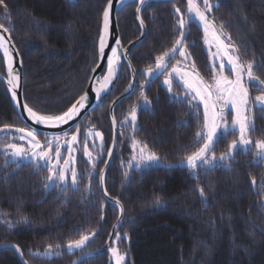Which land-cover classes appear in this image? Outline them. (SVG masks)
I'll return each mask as SVG.
<instances>
[{
	"label": "trees",
	"instance_id": "trees-1",
	"mask_svg": "<svg viewBox=\"0 0 264 264\" xmlns=\"http://www.w3.org/2000/svg\"><path fill=\"white\" fill-rule=\"evenodd\" d=\"M11 23H5L21 56L24 67V100L48 112L67 109L85 91L98 61V39L102 12L107 0H5ZM209 17L217 28L230 35L240 46L242 59L264 64V0H210ZM186 10V0H153L142 10L147 32L142 43L130 53L136 70V89L115 110L118 125L117 149L107 171L105 188L110 197L124 208V220L118 228L126 264H264V160L254 149L240 152L235 161L224 166L201 167L190 171L179 165L183 157L195 150V133L203 125L201 109L173 100H183L182 87L168 93L161 76L155 82L140 84L144 68L155 56L172 46L177 36L174 6ZM137 2L123 6L117 14L123 47L137 39L141 30L136 20ZM0 7V23L5 22ZM186 36L187 51L205 79L209 78V56L203 32L195 23ZM264 79V67H256ZM0 73L5 75V59L0 50ZM130 73L123 66L112 91L101 104L79 123L81 138L94 125L103 136V150H93L95 171L89 180L82 179L78 190L67 185L48 184L47 168L37 170L33 163L5 166L0 153V244L18 245L29 264H70L79 255L101 247L117 220L118 209L108 203L100 190L98 173L102 170L112 140L109 107L129 85ZM151 104L144 106L140 92ZM259 92L250 91L255 97ZM138 105L137 131L123 124L131 106ZM253 140L264 139V113L253 110ZM25 126L15 112L9 94L0 80V127ZM73 131V130H72ZM12 131L0 132V144ZM156 152L161 165L135 168L127 165L131 137ZM45 137L40 134L41 141ZM235 138L229 134L216 147L219 156ZM16 142V141H15ZM76 170L87 177L92 170L82 151L77 152ZM127 172V175L125 173ZM252 177L256 184H252ZM46 185H48L46 187ZM203 187L206 198L199 195ZM159 198V203H157ZM27 217L28 223L17 222ZM9 221L11 224L9 225ZM96 235L83 250L69 254L63 246L80 234ZM125 234L126 237H125ZM115 240V237H114ZM113 240V243H114ZM62 244L57 256L43 253L49 244ZM113 243L111 246H113ZM0 264H22L9 248L0 250ZM81 264H113L108 251L88 258Z\"/></svg>",
	"mask_w": 264,
	"mask_h": 264
},
{
	"label": "snow or ice",
	"instance_id": "snow-or-ice-1",
	"mask_svg": "<svg viewBox=\"0 0 264 264\" xmlns=\"http://www.w3.org/2000/svg\"><path fill=\"white\" fill-rule=\"evenodd\" d=\"M120 5L125 0H118ZM149 0H138L140 6L136 7L137 19L140 21V27H144V20L140 17L142 8L148 4ZM177 15V36L174 38L172 46L161 51L155 56L154 62L148 64L141 75L145 77L140 88L143 89L146 84H150L163 77V85L168 93H173L174 87H182L184 89V99L181 100L173 95V100L179 103L187 102L190 107L199 109L203 105V125L195 133V150L183 157L182 163L189 169L196 170L206 167V170L224 166L226 161H235V157L240 152L248 154L252 151L253 140L251 131L254 129V123L250 120L249 112L252 108L259 109L264 113V79H261L254 70L256 67H264V64L257 66L254 60L242 59L240 46L231 42L230 35L223 31V25L217 29L214 20L208 16L212 11L210 0H186V10L176 7ZM0 7H3L5 22L0 23V50L3 51V57L7 65V88L11 92L12 99L17 100V90L20 88V72L14 67L13 51L8 46L4 33H10V29L5 27V23H11L8 17L11 16L9 6L5 0H0ZM115 5L114 0H107L102 12V34L99 37V55L102 60L105 59V48L108 46L109 29L111 22V14ZM195 23L197 27H202L205 43L209 45L210 65H207L209 78L201 74L197 64L192 59V54L187 51L188 44L186 36L190 34V26ZM143 34V33H142ZM211 36V41L208 37ZM223 37V39H222ZM10 39V37H9ZM227 41V42H226ZM115 46L110 47V55L106 58L107 74L103 77V82L99 88L95 90V99L97 102L101 99L102 92L109 89L113 79L117 75V70L121 59L128 61V67L131 68L129 59L130 49H125L121 45V41L116 39ZM215 51H212V48ZM14 48V45L12 46ZM18 54V53H17ZM179 56L182 59H177ZM174 61V63H173ZM95 69H93L94 71ZM135 76L136 70L132 69ZM227 72V74H225ZM99 83V81H97ZM132 88V84L128 85V89ZM126 89L125 91H128ZM250 89L259 92L258 95L252 97ZM140 99L145 107L151 104L149 98L142 90ZM196 102V103H194ZM89 103V94L84 92L75 100L66 110L59 113L48 112L40 107L32 106L28 102H17V107L21 109V115L27 114V120L34 125H42L46 128H60L62 125H68L70 121L75 120L81 109ZM115 103V102H113ZM137 110L138 105L131 106L127 116H125L123 124H129L133 133L137 131ZM229 120L231 123H229ZM113 126L116 125V118L113 115ZM73 131L62 130L60 135L45 137L43 142L38 138L39 132L31 126H13L3 125L0 132L12 131L19 134L12 136L6 143L0 144V153L5 159V166L9 163H15L17 167L24 161L33 163L37 170L41 167L47 168L49 175L46 179L51 186H55L56 182L67 185L70 183L74 190H78V184L82 179L87 178L89 185L87 190H91V173L95 171L96 159L92 151L89 150V137H98L101 141L100 151L103 150V136L100 131H94V125L87 129L81 138V129L79 124L71 125ZM229 134L233 135L231 142L227 146V150L222 152L219 157L216 155V147L222 138ZM22 141L23 144L15 141ZM63 140V144L61 141ZM83 145L82 151L88 157V163L92 165V170L87 177L82 176L75 168V157L73 152L77 151L76 145ZM95 147V144H93ZM256 149L255 155L258 159L264 160V139H258L254 142ZM65 149L68 153L67 158L64 157L61 149ZM131 148L133 150L132 161L135 166L140 168L143 165L149 168L158 165L160 162L159 155L148 149V145L138 140L135 135L131 137ZM111 155V151L108 152ZM43 162V163H41ZM132 167V162H129ZM127 175V172L125 173ZM98 178L103 185L105 177L103 170L98 173ZM252 184H256V178L252 177ZM48 185H46L47 187ZM199 195L206 198L203 187L198 189ZM108 195L107 191L104 192ZM120 203L119 200L116 201ZM159 203V198H157ZM121 213L123 206H121ZM28 223L27 217H21L20 221ZM9 225L11 221L8 222ZM115 228V226H114ZM96 235V231L92 230L89 234H80L79 239H69L63 247L69 254H75V250H83L86 243L92 236ZM127 234H125L126 237ZM114 242L121 240L119 232L114 234ZM16 252L23 256L18 245H13ZM62 250V244H49L43 253H33L36 256L51 257L54 253L58 256ZM110 252L114 264H125L126 252H122L117 246H110ZM27 264V262H23ZM73 264H76L73 261Z\"/></svg>",
	"mask_w": 264,
	"mask_h": 264
},
{
	"label": "water",
	"instance_id": "water-1",
	"mask_svg": "<svg viewBox=\"0 0 264 264\" xmlns=\"http://www.w3.org/2000/svg\"><path fill=\"white\" fill-rule=\"evenodd\" d=\"M132 1H136L137 2V7L140 6L139 3H138V0H125V3L123 5H120L118 0H114L115 7H114L113 12L111 14V22H110L109 37H108V46L105 48V59L102 60L100 58V55H99V39H98V61H97V65L95 66V68H94L95 70L92 72V74H91V76L89 78L87 87H86V89L84 91V92H87L89 94V103H87L85 105V107L83 109H81L80 115L75 120L70 121L68 125H62L60 128H46V127H44L42 125H34L30 120H27V114L26 113H23V115H21V109L17 107V102L18 101L20 103L25 102V100H24V67H23L21 56H20V54H19V52H18V50H17V48H16V46H15L13 40H12L10 34L9 33H4L3 34L5 36V39L8 41V46L13 51L14 67L21 74L20 88L17 90V100H13L12 99L11 92L8 91V88H7V81H6L7 65H6V60H5V75H2L0 73V80L3 82L7 92L9 94V98H10L11 104H12L15 112L17 113V115L21 119V121L24 123L25 126H31L33 128H36L40 134L53 136V135H60L62 130H66V131L73 130L71 128V125H75V124L81 123L84 120V118L90 112L94 111L101 104L103 99L112 91L113 87L115 86V84H116V82H117V80H118V78H119V76L121 74L123 66L126 65L128 71L130 73V83L132 84V88L128 89V86H127L126 89H128V91H125L126 90L125 89L116 99L113 100V102H115V103L112 102L110 107H109V119H110V123H111V126H112V141H111V145H110V148H109V150L111 151V155L107 154V158H106L105 164H104V166L102 168L105 179H106L107 171H108V169H109V167L111 165L113 156H114L115 151L117 149L118 125H117V120H116V125L113 126V123H112L113 115L115 116L116 107L127 96H129L131 93H133L135 91V89H136L137 76H136V73H135V76L133 75L132 69H135V68L132 65V63H131L132 67L129 68L127 66L128 65V61L121 59L119 67H118V70H117L116 77L113 79L112 84L109 85L108 91L102 92L101 99H100L99 102H97V100L95 99V95H96L95 90H96V88L100 87V84L103 82V77L107 74L106 58H107V56H109L111 54L109 49H110V47H114L115 46L114 41L116 39L120 40V35H119V30H118V23H117V14H118V12L120 11V9L123 6H125L127 3L132 2ZM150 1H153V0H149V2ZM159 1H167V0H159ZM143 8H142V10H143ZM135 15H136L137 23H138V25L140 27V21L137 19V15L138 14H137L136 11H135ZM139 15L142 18V11H141V13H139ZM102 29H103V24H102V21H101L100 35L102 34ZM140 30H141V34H140V36L137 39H135L134 41L130 42L126 47H123V45L121 43L122 47L125 48V49H130L132 51L136 46L141 44L143 39L145 38L146 32H147L145 23H144V27L143 28L140 27ZM100 35H99V37H100ZM9 37H10V39H9ZM13 45H14V48H12ZM2 53H3V51H2ZM129 59H130V56H129ZM97 81H99V83H97ZM99 186H100V190H101V193H102L104 199L108 203H111L112 205H114L118 209V217H117V220H116L115 224L111 228V231H110V233L108 235V238H107L106 242L101 247H99L98 249L90 251V252H87V253H84V254L76 257L73 260V261L76 262V264H81L84 260H86L88 258L100 256L103 253H105L106 251H108L110 249V246L113 243V240H114V237H115L114 234L117 232L118 228L121 226V224H122V222L124 220V208H123V212L122 213H121V210H120L122 204L121 203L117 204L116 203V201H117L116 199L110 197L109 194L108 195L104 194V192L106 190V188H105V180H104L103 185H101V183L99 181ZM114 226H115V228H114ZM13 245H15V244L2 243V244H0V250L1 249H5V248L12 249L16 253V255H17L18 259L20 260V262L23 264V262L26 261L24 256H21L18 252H16L15 248L13 247ZM73 261L70 264H73ZM27 264H29V263L27 262Z\"/></svg>",
	"mask_w": 264,
	"mask_h": 264
},
{
	"label": "rangeland",
	"instance_id": "rangeland-1",
	"mask_svg": "<svg viewBox=\"0 0 264 264\" xmlns=\"http://www.w3.org/2000/svg\"><path fill=\"white\" fill-rule=\"evenodd\" d=\"M208 16H209V13H208ZM200 29L202 30V32H203V28L202 27H200ZM218 29V28H217ZM208 39H209V41H211V36H209L208 37ZM222 39H223V37H222ZM227 42V41H226ZM203 43H204V47H205V49H206V51H207V53H208V56H209V45L208 44H206L205 43V36H204V32H203ZM212 51H215V48L213 47L212 48ZM177 59H182V58H180L179 56H177ZM173 63H174V61H173ZM210 63H211V60H210V58H209V65H210ZM225 74H227V72L225 73ZM161 82H162V85H163V79L161 80ZM183 89V88H182ZM183 91H184V89H183ZM250 91H251V89H250ZM259 94V93H258ZM257 94V95H258ZM183 96H184V92H183ZM194 103H196V102H194ZM199 108L201 109V112H202V115H203V105L201 104L200 106H199ZM253 110H254V108H252L251 109V111L249 112V117H250V120L252 121V123H253V118H252V116H253ZM229 123H231V121L229 120ZM88 129V128H87ZM87 129H85V133H86V131H87ZM72 131V130H71ZM94 131H96V130H94ZM252 140H253V138H252ZM112 141V140H111ZM17 143H21V144H23L24 142H22V141H19V140H17L16 141ZM43 142V141H42ZM254 142H255V140H253V146H251L253 149H254V152H256V149H255V147H254ZM61 143L63 144V140L61 141ZM93 144H95V147H93ZM88 145H89V150L90 151H92V153H93V150H100V147H101V141H100V139L98 138V137H95V138H93V137H89V140H88ZM82 147H83V145L81 144V143H78L77 145H76V148H77V151H75V152H73L72 153V155L75 157V165H76V161H77V152L78 151H82ZM129 153L127 154V159H126V163H127V165H129V162L131 161L132 162V167H135V168H137L136 166H135V161H132V156H133V150H132V148H131V144H130V146H129ZM61 151L63 152V154H64V157L65 158H67V156H68V153L65 151V149H61ZM82 153H83V151H82ZM84 154V153H83ZM85 156V158H86V161L88 162V157L86 156V155H84ZM93 156H94V158L97 160V156H95V154L93 153ZM217 157H219V156H217ZM24 162H28V161H24ZM41 163H43V162H41ZM105 164V163H104ZM162 163H161V161L159 162V164L158 165H161ZM179 165H181V166H183V167H186L185 166V164L184 163H180ZM88 166H92L91 164H89L88 163ZM153 166H157V165H153ZM142 167H144L143 165H141V168ZM76 168V167H75ZM145 168V167H144ZM187 168V167H186ZM187 169H189V168H187ZM190 171H193L192 169H189ZM48 175H49V173H48ZM48 181V180H47ZM69 182H70V180H69ZM48 184L50 185V182L48 181ZM55 184H58L59 186H64L63 184H60L59 182H56ZM71 184V183H70ZM115 224V223H114ZM113 227V226H112ZM113 246H117V247H119L120 248V246H118V242H114L113 243ZM120 250H121V248H120ZM76 251V250H75ZM77 251H79V250H77ZM122 251V250H121ZM90 252V251H89ZM122 252H125V251H122ZM85 253H87V252H85ZM108 253H109V256H110V259H111V261H112V263L114 264V262H113V259H112V256H111V252H110V249L108 250ZM84 254V253H83ZM82 255V254H81ZM80 256V255H79ZM126 259H127V257H126ZM127 261V260H126ZM126 261H125V264H126Z\"/></svg>",
	"mask_w": 264,
	"mask_h": 264
}]
</instances>
